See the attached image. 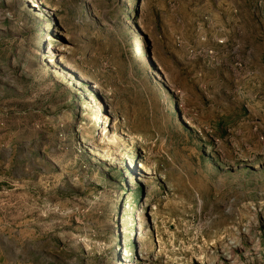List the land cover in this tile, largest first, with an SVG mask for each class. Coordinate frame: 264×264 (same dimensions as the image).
<instances>
[{
	"label": "rangeland",
	"instance_id": "rangeland-1",
	"mask_svg": "<svg viewBox=\"0 0 264 264\" xmlns=\"http://www.w3.org/2000/svg\"><path fill=\"white\" fill-rule=\"evenodd\" d=\"M0 0V264H264V0Z\"/></svg>",
	"mask_w": 264,
	"mask_h": 264
},
{
	"label": "bare ground",
	"instance_id": "bare-ground-1",
	"mask_svg": "<svg viewBox=\"0 0 264 264\" xmlns=\"http://www.w3.org/2000/svg\"><path fill=\"white\" fill-rule=\"evenodd\" d=\"M29 4H32L33 6H36L35 0H28Z\"/></svg>",
	"mask_w": 264,
	"mask_h": 264
},
{
	"label": "crops",
	"instance_id": "crops-1",
	"mask_svg": "<svg viewBox=\"0 0 264 264\" xmlns=\"http://www.w3.org/2000/svg\"><path fill=\"white\" fill-rule=\"evenodd\" d=\"M0 257H1V254H0Z\"/></svg>",
	"mask_w": 264,
	"mask_h": 264
}]
</instances>
